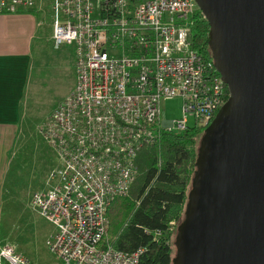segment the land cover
Returning a JSON list of instances; mask_svg holds the SVG:
<instances>
[{
    "label": "built area",
    "instance_id": "obj_1",
    "mask_svg": "<svg viewBox=\"0 0 264 264\" xmlns=\"http://www.w3.org/2000/svg\"><path fill=\"white\" fill-rule=\"evenodd\" d=\"M46 9L53 48H73L75 84L42 128L59 164L30 207L54 228L45 244L63 264H143L144 248L109 244L108 207L128 194L137 154L155 143V131L204 130L228 98L214 63L191 48L188 19L198 7L195 0H0V15L42 20ZM173 98L182 101V117L165 122L161 105ZM0 264L35 263L1 245Z\"/></svg>",
    "mask_w": 264,
    "mask_h": 264
},
{
    "label": "water",
    "instance_id": "obj_2",
    "mask_svg": "<svg viewBox=\"0 0 264 264\" xmlns=\"http://www.w3.org/2000/svg\"><path fill=\"white\" fill-rule=\"evenodd\" d=\"M228 98L203 131L172 264H264V0H195Z\"/></svg>",
    "mask_w": 264,
    "mask_h": 264
},
{
    "label": "trees",
    "instance_id": "obj_3",
    "mask_svg": "<svg viewBox=\"0 0 264 264\" xmlns=\"http://www.w3.org/2000/svg\"><path fill=\"white\" fill-rule=\"evenodd\" d=\"M188 21L191 48L212 61L207 22L199 10ZM228 95L225 86V97ZM203 131L188 128L174 134L157 130L155 143L139 150L137 175L128 194L114 199L107 210V236L114 250L134 252L144 248L143 264H172L176 248L169 227L172 222L178 227L184 219Z\"/></svg>",
    "mask_w": 264,
    "mask_h": 264
},
{
    "label": "rangeland",
    "instance_id": "obj_4",
    "mask_svg": "<svg viewBox=\"0 0 264 264\" xmlns=\"http://www.w3.org/2000/svg\"><path fill=\"white\" fill-rule=\"evenodd\" d=\"M41 19L43 23L51 22L48 9ZM41 45V48L34 47V66L31 68L22 112L20 140L14 149L16 156L11 161L10 200L1 222L0 246L12 247L35 264H63L49 252L45 244L53 235L54 228L31 209L30 201L34 190L50 187V175L59 164L54 151L43 138L42 128L53 109L74 86L75 77L71 65L74 54L70 46L56 50L51 44ZM161 107L162 120L165 122L182 117V101L179 98L165 100ZM189 122L192 126V119ZM172 223L169 232L171 239L175 240L174 231L177 226L175 222Z\"/></svg>",
    "mask_w": 264,
    "mask_h": 264
},
{
    "label": "crops",
    "instance_id": "obj_5",
    "mask_svg": "<svg viewBox=\"0 0 264 264\" xmlns=\"http://www.w3.org/2000/svg\"><path fill=\"white\" fill-rule=\"evenodd\" d=\"M50 23H43L36 13L0 15V232L10 200L11 161L20 140L34 47L51 44ZM73 63L72 58V68Z\"/></svg>",
    "mask_w": 264,
    "mask_h": 264
}]
</instances>
